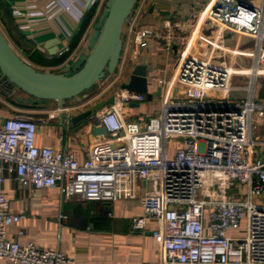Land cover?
<instances>
[{
	"label": "built area",
	"instance_id": "1",
	"mask_svg": "<svg viewBox=\"0 0 264 264\" xmlns=\"http://www.w3.org/2000/svg\"><path fill=\"white\" fill-rule=\"evenodd\" d=\"M142 10V0L126 20ZM208 24L229 26L254 38L255 54L245 86V97L229 100L230 73L225 65L223 34L212 42L215 61L207 53L187 55L175 78L180 91L164 100L157 115L144 126L122 118L129 101H143V93L123 89L111 104L93 111L90 121L106 130L93 144L91 156L79 163L63 149L35 143L36 120L13 115L0 123V259L13 264H76L73 258L52 249L24 245L9 239L7 228L21 215L10 211L2 191L3 165L22 186L55 187L65 198L113 201L118 178L133 175L144 182H157L140 204L142 215L131 219L141 231L146 221L156 222L152 235L160 249V264H264V102L256 101L264 39V0H212L205 7ZM125 20V21H126ZM140 47L154 35L149 28L129 25ZM171 40L168 38L167 45ZM66 47L59 50L61 55ZM162 83L167 81L160 80ZM2 89L17 92L2 81ZM222 93L210 102L212 91ZM58 113L51 112L53 119ZM261 120V134L252 131ZM174 140L169 155L168 140ZM243 224L242 232L231 233Z\"/></svg>",
	"mask_w": 264,
	"mask_h": 264
},
{
	"label": "crops",
	"instance_id": "2",
	"mask_svg": "<svg viewBox=\"0 0 264 264\" xmlns=\"http://www.w3.org/2000/svg\"><path fill=\"white\" fill-rule=\"evenodd\" d=\"M3 1L10 10L9 21L14 35L26 40L17 45L8 39L16 52L36 69L67 72L79 54L88 52V38L106 0ZM211 1L142 0V10L123 25V47L116 70L122 67L124 77L119 85L110 83V74H107L102 84H108L93 101L75 98L61 104L56 100H46L43 104L16 103L11 98L15 92L0 89V123L13 115L33 117L37 146L63 149L81 163L91 156L93 144L105 135L92 133L91 126L98 124L88 116L73 121L75 115L115 92H122L121 84L128 81L132 69L144 65L150 99L144 95L143 101H129L122 108L124 120L144 126L149 117L159 113L164 100L179 94L175 78L187 55L204 57L208 53L216 60L218 49L211 45V36L218 30L223 34L222 51L230 73V88L226 94L232 102L241 101L253 64L254 38L229 26L208 24L205 7ZM131 24L154 31L145 47L134 43L129 31ZM168 38L170 45L166 44ZM63 47L67 51L59 55ZM259 77L264 81V39ZM258 91L256 96H264V91ZM221 95L218 90L212 91L210 102H217ZM51 112L58 116L48 118ZM175 143L169 155L173 154ZM2 165L5 175L2 191L9 201L10 211L21 215L18 222L8 226L9 239L21 245L33 242L41 249L58 250L73 258L76 264H160L159 245L152 235L156 222L148 219L141 231L131 228V219L142 215V197L156 190L157 182H144L127 174L118 178L115 200H82L65 198L55 187L31 189L22 186L7 174L5 164ZM0 264L13 263L0 259Z\"/></svg>",
	"mask_w": 264,
	"mask_h": 264
},
{
	"label": "water",
	"instance_id": "3",
	"mask_svg": "<svg viewBox=\"0 0 264 264\" xmlns=\"http://www.w3.org/2000/svg\"><path fill=\"white\" fill-rule=\"evenodd\" d=\"M138 0H106L97 22L93 26L87 53L75 58L67 72L39 70L27 63L13 48L0 28V82L11 85L20 94L14 93V99L21 104H43L46 100L71 99L92 90L98 81L113 73L118 65L122 47V29L124 21ZM121 88L143 93L150 99L147 91V78L144 65H136L126 83ZM12 95V94H11ZM114 101V95L99 100L89 109L75 115L78 121L89 116ZM95 135H106L102 126H91Z\"/></svg>",
	"mask_w": 264,
	"mask_h": 264
},
{
	"label": "rangeland",
	"instance_id": "4",
	"mask_svg": "<svg viewBox=\"0 0 264 264\" xmlns=\"http://www.w3.org/2000/svg\"><path fill=\"white\" fill-rule=\"evenodd\" d=\"M122 76L124 77L123 72H122V67H119L116 70L115 73H110V79L108 81H110V83L112 82L114 86H117V85H119L120 81L122 80ZM105 77H106L105 79L108 78L107 75ZM102 82H103L102 80L98 81L95 84V86L93 87L92 90H89L88 92H85L83 94H79V95H77V96H75V97H73L71 99H75L76 98V99H79V101L91 99L90 101H93L96 98L98 92L100 90H102L104 88V86L106 85V83H107V82H105V83L102 84ZM256 84H257V89L256 90H259L258 92L264 91V81H260V77L257 78V83ZM113 90L114 89H110L111 92ZM174 97H176V96H174ZM11 98H13V97H11ZM71 99H66V100H63V101H67V100H71ZM256 101L259 102V103H262L264 101L263 94L260 97L256 96ZM260 123H261V120L257 119V124L255 123V128H253V131H252L253 138H257V136H259L261 134V124ZM173 143H174V140H172V139L168 140V152H169V154L172 151ZM253 150L259 156H262L264 154V148L263 147H253ZM242 228H243V224H241L239 229L233 230V231H231V233H240V232H242Z\"/></svg>",
	"mask_w": 264,
	"mask_h": 264
},
{
	"label": "trees",
	"instance_id": "5",
	"mask_svg": "<svg viewBox=\"0 0 264 264\" xmlns=\"http://www.w3.org/2000/svg\"><path fill=\"white\" fill-rule=\"evenodd\" d=\"M139 1L140 0H138L135 3V5H137L139 3ZM10 19H11L10 10L5 5L4 1L0 0V28H1L2 32L4 33V35L6 36L7 39H9L12 43L19 45L21 41L25 42L26 40L24 37L18 38L14 35V32L12 31V26H11L10 21H9ZM124 23H125V21H124ZM63 54H61V55H63ZM12 99H13V101L16 102L14 97ZM16 103H18V102H16Z\"/></svg>",
	"mask_w": 264,
	"mask_h": 264
},
{
	"label": "flooded vegetation",
	"instance_id": "6",
	"mask_svg": "<svg viewBox=\"0 0 264 264\" xmlns=\"http://www.w3.org/2000/svg\"><path fill=\"white\" fill-rule=\"evenodd\" d=\"M0 89L2 90V86H0ZM10 92V91H8V90H5V89H3V92Z\"/></svg>",
	"mask_w": 264,
	"mask_h": 264
}]
</instances>
